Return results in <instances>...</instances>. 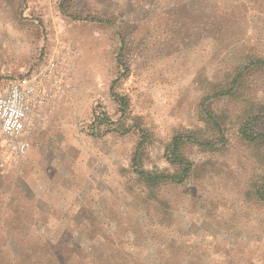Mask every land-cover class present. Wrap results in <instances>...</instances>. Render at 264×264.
<instances>
[{
  "label": "rangeland",
  "instance_id": "1",
  "mask_svg": "<svg viewBox=\"0 0 264 264\" xmlns=\"http://www.w3.org/2000/svg\"><path fill=\"white\" fill-rule=\"evenodd\" d=\"M138 1L0 0V93L22 76H37L43 90L24 156L0 140V237L19 227L75 236L78 252L66 259L75 248L63 245L64 264H100L106 252L131 257L113 264H264V206L251 196L264 145L239 136L264 107V73H248L235 97L207 101L227 142L186 147L193 171L182 185L149 192L138 183L130 167L136 132L88 134L96 105L117 120L112 93L126 97L150 137L142 168L171 171L165 148L176 134L203 129L200 103L209 84L224 81L229 54L248 47L264 55V0H193L192 12L170 16L172 1L150 9ZM97 13L116 25L71 18ZM218 18L227 22L222 31ZM257 128L264 132V120Z\"/></svg>",
  "mask_w": 264,
  "mask_h": 264
},
{
  "label": "trees",
  "instance_id": "2",
  "mask_svg": "<svg viewBox=\"0 0 264 264\" xmlns=\"http://www.w3.org/2000/svg\"><path fill=\"white\" fill-rule=\"evenodd\" d=\"M64 1L68 2L70 0ZM169 1H172L170 5H167L169 16L177 12L179 13L180 11L184 13L185 10L192 12L190 8L192 7L191 2L193 0ZM209 1L214 2L217 0ZM138 2H144V7L146 6L147 9L158 6L159 4L158 0H139ZM215 7L216 6H214V8ZM196 9L198 10V8H195L193 11ZM71 18L76 21H88L107 27H114L117 19L112 15H103L101 13L100 15L99 13L94 15L87 14L85 16L78 15ZM215 18L216 12L211 16V25L213 26L217 24L214 22ZM217 20L220 26L219 31H222L227 26V22L226 20L222 22L221 18ZM124 35L123 29L119 28L117 36L121 44L119 49V51L121 50L120 52H122L125 47ZM120 52L116 55L117 66L125 72L124 57ZM229 60H231V63L224 76V81L217 85H210L208 83V94L200 103L199 115L200 120L203 122V129L176 134L167 144L164 151V159L171 171H147L142 168V149L145 147L150 137L139 122V118L131 117L129 103L126 97H121L112 93V98L117 104V112L119 114L117 120H112L100 105H96L92 112L88 134L94 138H103L108 134L126 136L132 132H136L139 134V141L132 155L130 167L138 183L149 192L161 186L182 185L189 179L193 171L192 163L184 154V149L186 147L192 146L203 150H214L224 147L227 142L221 125L208 109L207 101L209 99L235 97L239 94L240 84H242V80L248 73L252 71L264 73V55L262 51L258 49L246 47L240 52H232L229 54ZM122 74L124 73H121V76ZM263 120L264 107H261L257 115L250 116L240 125V138L245 142L253 143L257 146L264 145V132L257 128ZM251 196L257 203L264 206V173L254 185ZM33 227L34 225L32 228ZM20 228L21 227H19L16 233L10 232L0 237V264H64V255H62V253H64V251H62L63 245L67 246L68 244L71 249L75 248V250L69 251L68 255L65 257L66 259H71V257L78 252L79 242L75 236H68L65 239H56L55 237L51 238L49 236L50 234L44 233L43 230L45 227H41L42 229L39 234L35 231L31 232L29 229L21 231ZM153 255H155V253ZM120 256L123 263H126V261L131 258L126 255V253L113 254L106 252L100 264H113Z\"/></svg>",
  "mask_w": 264,
  "mask_h": 264
},
{
  "label": "built area",
  "instance_id": "3",
  "mask_svg": "<svg viewBox=\"0 0 264 264\" xmlns=\"http://www.w3.org/2000/svg\"><path fill=\"white\" fill-rule=\"evenodd\" d=\"M40 82L37 76H22L11 80L0 93V140L3 148L16 158L29 149L25 133L43 92Z\"/></svg>",
  "mask_w": 264,
  "mask_h": 264
}]
</instances>
